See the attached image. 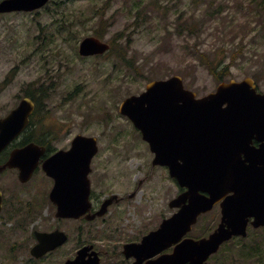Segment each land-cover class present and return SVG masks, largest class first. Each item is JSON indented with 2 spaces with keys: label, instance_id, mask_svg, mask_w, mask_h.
Returning <instances> with one entry per match:
<instances>
[{
  "label": "rangeland",
  "instance_id": "rangeland-1",
  "mask_svg": "<svg viewBox=\"0 0 264 264\" xmlns=\"http://www.w3.org/2000/svg\"><path fill=\"white\" fill-rule=\"evenodd\" d=\"M53 1L51 10H65L78 17L73 28L57 32L60 37L50 35L53 18L46 10L38 15L0 17V119L18 105L17 96L33 93L32 84L37 79L49 86L45 126H70L74 132L82 126L88 135L100 138L103 149H116L104 150L97 164L99 171L107 169L102 176L103 189L108 185L116 193L132 190L136 186L131 182L144 178V171L150 175L126 217L129 225L139 226L143 220L141 230L153 231L163 218L172 215L168 203L177 191L164 171L147 170L153 155L139 131L120 115V104L141 94L151 81L172 76L182 77L185 87L199 98L215 92L219 82L200 58L215 63L224 45L242 48V57L231 67L227 80L251 77L258 90L264 92V0ZM179 24L183 29L190 28L193 35L189 31L179 34ZM97 31L99 38L111 45V52L95 58L80 57V41L95 36ZM63 36L67 41L62 40ZM41 175L34 179L40 193L48 188ZM28 201L25 196L16 198L17 206H25ZM45 207L41 216L31 219L34 225L25 229L12 223L0 225V264H62L85 239H78L80 231L71 223L62 224V229L71 232L69 244L43 261L33 260L31 232L57 226L52 205ZM219 222L220 212L215 209L199 219L189 237L208 236ZM263 243L264 229L251 233L244 241L237 238L209 264H264ZM240 246L252 253L258 249L257 256L247 259L233 252ZM104 264L121 263L118 258L108 257Z\"/></svg>",
  "mask_w": 264,
  "mask_h": 264
},
{
  "label": "water",
  "instance_id": "water-1",
  "mask_svg": "<svg viewBox=\"0 0 264 264\" xmlns=\"http://www.w3.org/2000/svg\"><path fill=\"white\" fill-rule=\"evenodd\" d=\"M49 1L3 0L0 14L33 12ZM109 50L107 43L87 37L80 44L79 54L94 56ZM33 110V103L25 99L0 119V153L27 127ZM120 113L133 122L150 145L155 155L153 166L167 165L171 177L187 188L171 204L180 208L176 214L141 243L125 247L126 257L136 259L134 264H208L224 243L235 236H247L250 219H254L255 228L264 226V173L256 164H247L251 161L249 155L256 154L252 141L264 139V93L258 92L253 79L224 82L216 92L202 98L187 90L180 76L153 81L140 95L125 99ZM97 147L95 138L79 136L70 151L59 152L44 163L45 172L56 181L50 197L57 206V217L79 218L90 210L89 174ZM42 153L34 144L16 150L0 166V173L6 168H18L20 180L29 181ZM75 185H79L78 194L68 195L67 187ZM229 192L233 195L223 200L224 193ZM1 200L0 193V210ZM111 201L98 216L104 214ZM221 201L219 227L206 238H186L198 218ZM37 237L39 243L31 251L36 258L68 240L59 230L37 233ZM173 245V252L165 254ZM86 249L89 248L64 264H84ZM88 264H99V260L91 259Z\"/></svg>",
  "mask_w": 264,
  "mask_h": 264
},
{
  "label": "flooded vegetation",
  "instance_id": "flooded-vegetation-1",
  "mask_svg": "<svg viewBox=\"0 0 264 264\" xmlns=\"http://www.w3.org/2000/svg\"><path fill=\"white\" fill-rule=\"evenodd\" d=\"M13 70H16V68H14ZM32 85L33 93L31 94H34L33 96H29V93L26 95L17 96V100L19 103L25 98H30L35 103V111L31 116L30 125L0 154V165H5L8 162L13 151L23 149L31 143L37 144L41 148L45 149V151L40 157L39 165L35 169L33 177L29 181L23 182L19 179L18 169H6L3 173L0 174V191L2 193L0 225L4 224L5 226H7L9 223H12L13 225L18 224L19 229H22V227H24L23 229H25L28 225H34L31 219L34 216H41L43 214V207L46 206L45 208H49V205H52V208L54 210V220L57 222V226H55L52 230L35 229L33 230V232H31L30 237L31 240H33V244L30 249V254L32 249L39 243L37 233H53L56 230H60L67 234L68 241L55 250L47 252L40 258H34L31 256L33 260L43 261L68 245L70 242V238L72 237L71 232L67 233V231L62 229L61 227L62 224L71 223V225L77 227V232L80 231L78 239L83 236H85V239H82L81 242L76 245L75 250L71 251V255L68 256L63 263L69 260H75L78 256V253L82 249L89 248L86 249L85 252V256L83 259L84 264H88V262L94 258H98V260L100 261L99 264H104L106 258L108 257L118 258L121 264H134L135 258L126 257L124 253L125 247L129 244L141 243L143 238L151 232V229L148 232H144L141 230V227L144 226L143 220L138 222L139 226L136 223L129 225L126 215L127 211L130 208H133L132 202L134 201L137 192L141 190V187L144 183H146V179L150 175L146 174V171H144V178L135 182H131L132 184L135 183L134 187L136 186V188L132 190L130 188L128 191L116 193L109 190L107 188L108 185H106V188L103 189L102 184L104 179H102V176L107 172V169L99 171L97 168V164L101 159H103L102 153L104 150H111L115 152L116 149L111 147L103 149L100 138L94 135H88L87 132H85L84 127L82 126L78 127L79 131L77 132L72 131L70 126H45V122L47 121H44L46 112L45 103L43 101L46 100V97L41 94L42 91L40 90V83L38 82V79ZM47 127L49 129H47ZM79 136L95 137L98 143V150L91 160V173L89 175L91 183V208L88 212L85 213V215H82L79 218H59L57 217V206L51 201L50 197L51 192L56 185V181L53 177L47 175L44 170V163L61 151H70L73 148L75 139ZM57 142L65 143L63 144V146L59 147L56 145ZM145 143L149 148V152L151 153L148 143ZM251 148L256 151V154L249 155L248 159H250L251 161L247 162L248 166L256 164V166L264 173V139H254L252 141ZM245 157L246 156L243 154L242 159L245 160ZM153 159L154 155L153 158H149L151 162L149 163L148 161L149 166L147 170L153 168L154 170L161 169V171H164L165 178L171 183L172 187H175L174 189L177 191L176 197L170 200L168 203V207L170 208L172 215H174L180 210V208L172 207L171 204L175 199L182 195L186 191V189L182 188L179 185L178 181L171 177L170 168L167 165L153 166ZM40 172L43 173V176ZM7 174H9V176H7ZM38 175H41L43 177L45 185L48 186L47 190L42 193H40L38 190V186L40 185L34 180ZM10 177H12L11 181H9ZM16 184L18 187H16ZM78 187L79 185L67 187V194L70 196L78 194ZM232 194L233 192H229L227 194L224 193L225 196L223 198L226 199ZM22 196L27 197L29 201L25 206H17L16 198ZM110 199L112 200V203H109L106 206L103 215L98 216L97 214L103 209L104 205ZM215 209L219 210L221 220L220 203L217 204L212 211L205 214L204 216L206 217L209 214L213 213ZM172 215L163 218V220L169 219ZM252 221L253 220H250L248 231L251 228L254 229L253 225L251 224ZM262 229H264V227L255 230L259 231ZM99 242L105 243L100 244ZM102 246L107 248H102ZM93 254H96V257H94Z\"/></svg>",
  "mask_w": 264,
  "mask_h": 264
},
{
  "label": "trees",
  "instance_id": "trees-1",
  "mask_svg": "<svg viewBox=\"0 0 264 264\" xmlns=\"http://www.w3.org/2000/svg\"><path fill=\"white\" fill-rule=\"evenodd\" d=\"M48 12H51V15L54 16L56 19H59L58 17L61 14H63V19H59L60 20L59 22H61L63 24V28L61 25L57 27V30L61 31V32H62V29H63V31L66 32L67 27L73 28L75 26L74 25L75 21L78 19V17L75 16V14L70 13L71 15H68L65 10H62V12H60V10H52V11L48 10ZM82 15H83V13H78V16H82ZM216 16H218V14H215V17ZM183 28H184V26L182 24H179V28H177L179 30V34L183 35L185 33V31H189L190 34H192L190 28H188V27L185 29H183ZM70 30H71V33L74 32L73 29H70ZM96 34H97V36L100 35V33L98 31L96 32ZM73 39H75V38L73 37L72 40ZM196 53H199V51L196 50ZM241 57H242V48H240L239 50H236L233 47H228L227 45H224V48H223L219 58L217 59V61L215 63H214V61L205 60V58H203V56H201L200 60L205 66H208L210 73L216 78V80L218 82H223V81H226L227 77L230 75L231 67L234 66L236 61ZM121 58H124V56L122 55ZM227 61H229V62L227 63ZM242 241H244V240H242ZM254 250H255L254 253L248 252L245 250L244 246H240L239 249L236 251L234 250V252H236V253L238 252V253H240L241 256L248 259V258H253L254 256H257L255 253L258 252L259 250L258 249H254ZM261 255H263V253Z\"/></svg>",
  "mask_w": 264,
  "mask_h": 264
}]
</instances>
